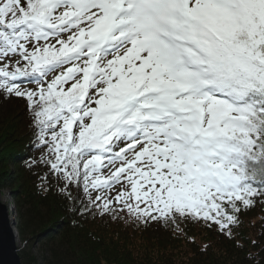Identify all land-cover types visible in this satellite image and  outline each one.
<instances>
[{
    "label": "snow or ice",
    "instance_id": "snow-or-ice-1",
    "mask_svg": "<svg viewBox=\"0 0 264 264\" xmlns=\"http://www.w3.org/2000/svg\"><path fill=\"white\" fill-rule=\"evenodd\" d=\"M0 95L79 214L235 241L264 198V0H0Z\"/></svg>",
    "mask_w": 264,
    "mask_h": 264
},
{
    "label": "trees",
    "instance_id": "trees-1",
    "mask_svg": "<svg viewBox=\"0 0 264 264\" xmlns=\"http://www.w3.org/2000/svg\"><path fill=\"white\" fill-rule=\"evenodd\" d=\"M36 133L26 102L0 95V190L16 206L22 264H40L39 258L44 264H264V198L240 215L235 241L215 226L193 223L182 236L154 224L82 215L55 184L45 190V165L34 162L46 153Z\"/></svg>",
    "mask_w": 264,
    "mask_h": 264
},
{
    "label": "water",
    "instance_id": "water-1",
    "mask_svg": "<svg viewBox=\"0 0 264 264\" xmlns=\"http://www.w3.org/2000/svg\"><path fill=\"white\" fill-rule=\"evenodd\" d=\"M0 264H22L15 233V223L9 217L8 207L0 201Z\"/></svg>",
    "mask_w": 264,
    "mask_h": 264
},
{
    "label": "rangeland",
    "instance_id": "rangeland-1",
    "mask_svg": "<svg viewBox=\"0 0 264 264\" xmlns=\"http://www.w3.org/2000/svg\"><path fill=\"white\" fill-rule=\"evenodd\" d=\"M3 200H6L7 205L10 207V209L12 211L10 218L15 221V229H16L17 210H16V206L14 205V203L12 201V198L10 196V193L8 191H0V201L3 202L6 205V203ZM17 246H18L19 249H21L23 247V245H22V243H21L20 240L17 241ZM34 252L36 253V255H38V256L40 255L38 253V252H40V251H38V247L35 248V251ZM39 259L41 260L40 264H44V262L42 261V259L41 258H39Z\"/></svg>",
    "mask_w": 264,
    "mask_h": 264
},
{
    "label": "bare ground",
    "instance_id": "bare-ground-1",
    "mask_svg": "<svg viewBox=\"0 0 264 264\" xmlns=\"http://www.w3.org/2000/svg\"><path fill=\"white\" fill-rule=\"evenodd\" d=\"M3 201L6 203V200H3ZM6 205H7V203H6ZM7 206H8V205H7ZM8 208H9V209H8V210H9L8 212H9V214H10V216H11L12 211H11V209H10L9 206H8ZM10 216H9V217H10ZM10 219H11V218H10ZM16 232H17V230H15V233H16ZM17 233H18V232H17Z\"/></svg>",
    "mask_w": 264,
    "mask_h": 264
},
{
    "label": "built area",
    "instance_id": "built-area-1",
    "mask_svg": "<svg viewBox=\"0 0 264 264\" xmlns=\"http://www.w3.org/2000/svg\"><path fill=\"white\" fill-rule=\"evenodd\" d=\"M1 191V190H0ZM12 220V219H11ZM17 241H19L18 233L16 232Z\"/></svg>",
    "mask_w": 264,
    "mask_h": 264
},
{
    "label": "clouds",
    "instance_id": "clouds-1",
    "mask_svg": "<svg viewBox=\"0 0 264 264\" xmlns=\"http://www.w3.org/2000/svg\"><path fill=\"white\" fill-rule=\"evenodd\" d=\"M9 211V210H8ZM9 213V212H8ZM9 216H10V214H9ZM13 223H15V221L14 220H11ZM16 230V229H15Z\"/></svg>",
    "mask_w": 264,
    "mask_h": 264
}]
</instances>
